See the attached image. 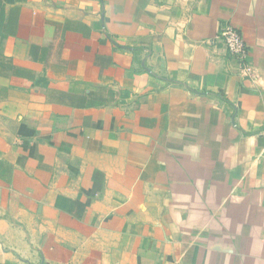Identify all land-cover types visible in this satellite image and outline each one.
Wrapping results in <instances>:
<instances>
[{
  "label": "crops",
  "instance_id": "1",
  "mask_svg": "<svg viewBox=\"0 0 264 264\" xmlns=\"http://www.w3.org/2000/svg\"><path fill=\"white\" fill-rule=\"evenodd\" d=\"M0 264H264V0H0Z\"/></svg>",
  "mask_w": 264,
  "mask_h": 264
},
{
  "label": "built area",
  "instance_id": "2",
  "mask_svg": "<svg viewBox=\"0 0 264 264\" xmlns=\"http://www.w3.org/2000/svg\"><path fill=\"white\" fill-rule=\"evenodd\" d=\"M218 40L222 42L225 50L236 62L240 76L254 84L257 80L255 69L250 62V55L242 35L230 24L220 27Z\"/></svg>",
  "mask_w": 264,
  "mask_h": 264
}]
</instances>
